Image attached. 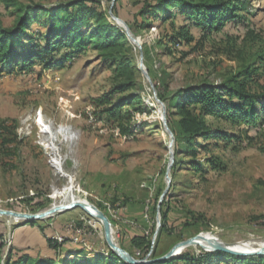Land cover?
<instances>
[{
    "label": "rangeland",
    "instance_id": "obj_1",
    "mask_svg": "<svg viewBox=\"0 0 264 264\" xmlns=\"http://www.w3.org/2000/svg\"><path fill=\"white\" fill-rule=\"evenodd\" d=\"M18 1L51 7L69 0ZM96 1L129 43L136 87L128 93L139 95L142 102V111L133 112V135H122L93 104L108 92L114 74L97 51L87 50L50 69L37 62L27 70L3 73L0 123L11 125V135L21 143L15 147L13 159H4L0 150V209L35 214L72 201L85 202L108 218L113 238L124 250L132 231L149 234L152 230L151 249L156 256H165L180 242L200 235L229 246H264V225L254 219L264 215V121L256 128L213 122V127L238 139L225 152H199L195 161L208 168L205 158L219 156L226 166L224 171L199 174L189 165L177 163L176 167V160L191 159L176 154L167 104L155 87L166 85V96L171 98L188 86L219 84L252 63L255 53L264 51V0H242L240 15L247 28L234 24L207 37L193 32L199 45L176 46L171 55L157 45L164 25L156 23L137 35L128 26L126 19L137 0ZM11 12L13 9L0 3V19L6 27L15 23ZM118 20L124 22L134 41ZM250 30L262 36V41L251 40L246 35ZM40 118L49 133L42 131ZM37 202L43 206L39 208ZM165 207L170 210L172 234L162 230L160 212ZM24 226L32 227L22 220L0 216L4 249L19 248L16 239L22 238L24 233L19 231ZM33 226L34 233L38 232L33 238L36 241L40 236L57 241L65 238L67 230L85 235L91 250L83 249L82 257L72 256L68 250L79 252L82 247L69 240L58 241L64 244L62 258L107 254L102 223L80 208L57 213ZM188 249L192 255L209 252L199 245ZM131 252L138 260V251Z\"/></svg>",
    "mask_w": 264,
    "mask_h": 264
},
{
    "label": "trees",
    "instance_id": "obj_2",
    "mask_svg": "<svg viewBox=\"0 0 264 264\" xmlns=\"http://www.w3.org/2000/svg\"><path fill=\"white\" fill-rule=\"evenodd\" d=\"M117 1V0H116ZM6 9H13L15 23L3 25L0 19V75L14 69L27 70L39 62L45 69L66 64L76 55L87 50L97 51L104 63L113 71V84L105 96L93 101L98 114L105 115L122 135H133V112L142 111L141 97L128 93L135 89V68L129 60V43L123 31L111 24L96 0H69L51 7L36 4L23 5L18 0H0ZM242 0H137L131 6V16L126 19L133 34L149 30L156 23L164 25V33L158 39L167 54L179 45H191L195 41L193 32L202 37L223 32L237 24L247 28L240 12ZM254 42L262 36L250 30L246 34ZM146 55L150 50L146 48ZM158 97L167 104V122L175 137V150L188 160H176L180 166L189 165L194 172L224 171L226 166L219 156L205 158L202 166L195 161L199 152H225L237 136L213 127V122L236 127L245 125L256 128L264 121V51H257L253 62L230 74L219 84L202 82L178 91L167 98V86L155 85ZM177 119V120H175ZM11 125L0 123V150L4 159H13L16 146L21 142L11 135ZM198 140H202L198 142ZM15 145L9 148L10 145ZM5 167H9L5 164ZM36 198L29 199L30 202ZM39 208L42 202L36 204ZM155 208H153V213ZM169 208H161L162 230L172 234L168 215ZM192 218V216H190ZM264 225V215L257 216ZM34 223H29L34 225ZM134 230L128 238L127 252L138 251V260L146 264H264V255L236 256L214 251H203L192 255L187 248L178 256L159 261L151 249L150 234ZM51 251L46 256H29L13 246L5 248L0 237V263L3 264H127L107 248L103 256L94 258L60 257L64 244L46 239ZM71 252V250H68ZM83 254V248L78 250ZM150 255L146 258V255Z\"/></svg>",
    "mask_w": 264,
    "mask_h": 264
},
{
    "label": "water",
    "instance_id": "obj_3",
    "mask_svg": "<svg viewBox=\"0 0 264 264\" xmlns=\"http://www.w3.org/2000/svg\"><path fill=\"white\" fill-rule=\"evenodd\" d=\"M118 21L125 28L128 37L131 40H133L132 35H130L124 22L121 20H118ZM142 72L146 74V71L143 67H142ZM76 208L82 209L88 215L94 217L95 219H97V221L102 223L103 229H104V239H105L107 246L122 261H124L127 264L150 263V262H147L146 260H143V261L136 260L130 255L129 252L119 247L113 238L112 228H111V224L108 218L101 211H99L96 207L88 203H85V202L72 201L67 205L53 206L44 212L35 213V214L20 213V212L0 209V216H6V217L14 218L16 220H22L25 223L29 224V223L42 221L44 219L50 218L57 213L67 212V211H70ZM93 212H95V214H93ZM192 245H199L208 251L221 252L224 254L236 255V256L264 255V246H262L261 248H250L244 245L229 246V245L220 243L219 241H217L216 239L212 237H209L208 240L207 239L205 240L202 238V235H200V236H196V237L180 242L169 253L161 257L159 261L162 262L167 259L174 258L178 256L182 251H184L185 249H187L188 247Z\"/></svg>",
    "mask_w": 264,
    "mask_h": 264
},
{
    "label": "crops",
    "instance_id": "obj_4",
    "mask_svg": "<svg viewBox=\"0 0 264 264\" xmlns=\"http://www.w3.org/2000/svg\"><path fill=\"white\" fill-rule=\"evenodd\" d=\"M31 228H27L30 226H24V228H21L19 233L23 236L22 238L18 237V239H16V241H18V243H16L19 246V249H21L22 251L26 252L29 256L34 257V256H46L49 253H51V251L47 248V244H46V240L42 239V236H40L36 241V239L34 238V235L36 233H34V229L35 226L31 225ZM35 240V241H34ZM70 255L72 256H77V257H82L81 255L78 254V252H76V250H73L70 252ZM89 256L86 255L84 256L85 258H87Z\"/></svg>",
    "mask_w": 264,
    "mask_h": 264
},
{
    "label": "built area",
    "instance_id": "obj_5",
    "mask_svg": "<svg viewBox=\"0 0 264 264\" xmlns=\"http://www.w3.org/2000/svg\"><path fill=\"white\" fill-rule=\"evenodd\" d=\"M65 236V238H60V239H56L57 242H62V241H67L69 240V242H71L74 245H77L79 247H82L84 250L86 249L87 251H90V247L89 244L86 240L85 235L79 233V234H75V233H70L69 230H67V234L63 235V237ZM53 238V237H52ZM50 238V240L52 239ZM53 241V240H52Z\"/></svg>",
    "mask_w": 264,
    "mask_h": 264
},
{
    "label": "bare ground",
    "instance_id": "obj_6",
    "mask_svg": "<svg viewBox=\"0 0 264 264\" xmlns=\"http://www.w3.org/2000/svg\"><path fill=\"white\" fill-rule=\"evenodd\" d=\"M136 43H137V42H136ZM44 123H45V122H44ZM44 123H43V120L40 118V121H38L39 126L42 127V128H41L42 131H45V132L49 133V131L46 130L47 126L44 125ZM47 133H46V134H47ZM93 214H95V212H93ZM203 239L206 240L207 238H203ZM207 240H208V239H207Z\"/></svg>",
    "mask_w": 264,
    "mask_h": 264
}]
</instances>
